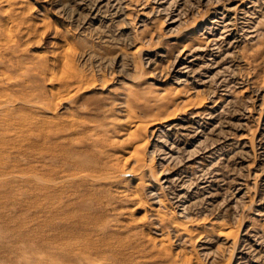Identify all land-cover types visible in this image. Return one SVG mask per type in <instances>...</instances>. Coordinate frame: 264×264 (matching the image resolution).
I'll list each match as a JSON object with an SVG mask.
<instances>
[{"label": "rangeland", "instance_id": "obj_1", "mask_svg": "<svg viewBox=\"0 0 264 264\" xmlns=\"http://www.w3.org/2000/svg\"><path fill=\"white\" fill-rule=\"evenodd\" d=\"M0 264H264V0H0Z\"/></svg>", "mask_w": 264, "mask_h": 264}, {"label": "bare ground", "instance_id": "obj_2", "mask_svg": "<svg viewBox=\"0 0 264 264\" xmlns=\"http://www.w3.org/2000/svg\"><path fill=\"white\" fill-rule=\"evenodd\" d=\"M8 30V29H7ZM4 42V41H3ZM73 75H71L70 77L71 78H77V72L76 71H73V73H72ZM27 75V74H26ZM76 76V77H75ZM3 77V76H2ZM128 116V115H127ZM129 117V116H128ZM140 123V122H139ZM156 124V123H155ZM133 127V126H132ZM134 127H135V125H134ZM141 127V126H140ZM140 127L137 125L136 126V128L135 129H133V130H129L130 132L128 133V135H130V136H133L134 138H139L140 137V135L138 134L142 129H140ZM143 139V138H142Z\"/></svg>", "mask_w": 264, "mask_h": 264}]
</instances>
